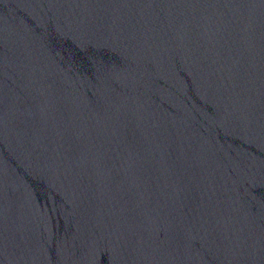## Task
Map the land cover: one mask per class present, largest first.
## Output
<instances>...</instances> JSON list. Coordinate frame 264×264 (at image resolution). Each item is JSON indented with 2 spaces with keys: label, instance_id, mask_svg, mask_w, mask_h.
Instances as JSON below:
<instances>
[{
  "label": "water",
  "instance_id": "obj_1",
  "mask_svg": "<svg viewBox=\"0 0 264 264\" xmlns=\"http://www.w3.org/2000/svg\"><path fill=\"white\" fill-rule=\"evenodd\" d=\"M0 264H264V0H0Z\"/></svg>",
  "mask_w": 264,
  "mask_h": 264
}]
</instances>
